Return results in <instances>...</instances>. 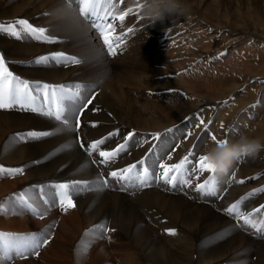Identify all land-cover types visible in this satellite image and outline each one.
Returning <instances> with one entry per match:
<instances>
[{"label": "bare ground", "instance_id": "1", "mask_svg": "<svg viewBox=\"0 0 264 264\" xmlns=\"http://www.w3.org/2000/svg\"><path fill=\"white\" fill-rule=\"evenodd\" d=\"M69 1L0 0V23L26 19L33 26L47 28L49 34L57 41L55 44H46L28 39L17 40L0 33V52L12 62L9 68L14 74L29 81L49 84H82L86 86V90L81 93L83 96L96 94L93 104L85 112L79 132H58L39 141L18 142L12 144L7 151L5 146L17 133L32 130L55 132L58 122L16 108L0 110V163H5L9 168L26 166L23 175L0 178V202L12 196L15 188L18 189L16 193H19L34 185L48 186L72 180L93 181L98 176H108L110 171L127 167L144 158L153 146H158L156 158L160 162L178 163L194 150V146L196 151L199 141L207 137L206 133H200L203 126L193 128L192 123L196 121L189 118L199 115L206 124L217 121V127L226 128L234 118L239 119L245 112L241 110L242 100L245 103L250 98V88L241 93V98H237L239 89L232 93L230 105L223 101L228 96L224 98L227 89L223 86L228 87L230 83L229 80L226 81L227 73L239 62L246 66L244 80L251 79L252 71H255L256 75H259L258 80L263 84L253 102H249V109L264 103V59L260 60L261 64L254 69L248 60L244 61L243 58L264 48V21H260L257 14L237 11L230 16V20L237 23L228 25L229 20L224 22V14L211 6V0H185L189 6L187 14L177 15L153 25L142 16L141 11L138 14L134 11L129 13L120 25L123 36L128 28L133 31L125 36L118 54L110 57L91 28L78 14L75 4H70ZM71 1L75 3V0ZM127 5L135 9V0H126ZM228 27L234 33L231 36L225 32L224 28ZM210 36H214L215 40H211ZM222 41L228 44L222 45ZM237 43L244 45V53L231 50ZM195 45L201 50V56L207 48H223L215 52V60L213 57V64L209 65L211 70H208V64L205 62L198 66L201 56H191L193 49H196ZM75 50L80 54L76 57L82 60L78 65L40 66L29 63L53 51L71 56ZM229 51L233 53L227 58L220 56L221 53L227 54ZM224 63L230 68L224 69L225 73L223 70L226 75L224 78H217L219 73L215 69ZM196 64L194 76L188 77V74H191L190 67ZM208 82L216 86H213L211 92L207 89ZM176 92L188 95L181 97ZM212 96L213 110L204 112L210 107ZM218 100L222 103L216 104ZM224 104L225 109L219 110ZM93 107L100 111L93 110ZM251 119L248 113L242 123L245 125L246 121ZM93 122L97 123L96 128L91 127ZM217 127L211 135L221 139L222 133H217L221 129L218 127L219 131ZM255 129L256 133L261 135L264 132V123H257ZM189 130L192 135L186 137L185 133ZM115 131H119V135L110 137L101 146L102 150H114L131 131H135L141 138L147 134L149 143L130 147L128 152L123 153L111 166L92 163V160L98 161L100 158L96 154L89 157L76 143L78 138L90 143ZM152 133H161V140L152 141ZM69 143L73 145L71 148L49 156L62 145ZM214 143L210 139L207 140L206 152ZM168 155L172 156L171 160H167ZM257 156L249 158L248 166L251 169L245 168L253 177L262 173L256 184L261 187L264 184V168L260 165H264V157L262 153ZM230 174L228 179L221 180L225 183L221 186L223 193H218L219 198H203L195 190L196 184L203 183L205 178L201 174L192 177L191 188H172L160 182L159 186L145 189L129 187L127 190H121L120 185L111 179L112 186L103 191L83 192L73 196L77 207L70 209L67 214H61L57 230L50 227L57 212L49 208L44 216L46 219L42 221L36 220L29 213L0 215V231L30 234L43 229L47 230L46 234H51L54 229V243L47 245L45 252L48 254L52 250L56 261L61 264H66L68 259L73 264H222L223 260L231 262L230 255L243 254L241 250L249 252L247 245L253 240L234 227V224L225 229L224 225L229 224L222 218V214L226 213L224 210L233 204L236 198L254 188L241 186L236 183L239 175H235L236 180H232ZM198 176L200 179H197ZM44 191L47 193L46 189ZM48 192L52 194V189L49 188ZM195 192L203 203L210 204L192 207L190 197ZM262 198L264 199V195L261 197V193H258L249 200L243 199L246 207H241V210L246 213L252 210L250 214H254L255 208L264 204L261 203ZM36 203L40 204L39 199ZM262 212L264 216L263 206ZM104 222H107L109 229H115L109 231L107 236L114 238L117 250H109V247H105L106 242L99 243L89 231L96 224ZM84 229L90 235H84V240L79 242L76 234L79 232L82 235ZM169 229H175L177 234L169 235ZM163 237L166 241L161 243ZM89 241H92L93 246L85 248ZM256 247V250L250 247V253L264 259V240L259 241ZM112 255L118 260H113ZM29 256L24 261H19L18 257L13 258L19 261L15 264L34 262ZM46 264L52 263L47 260ZM259 264H264V261Z\"/></svg>", "mask_w": 264, "mask_h": 264}, {"label": "snow or ice", "instance_id": "2", "mask_svg": "<svg viewBox=\"0 0 264 264\" xmlns=\"http://www.w3.org/2000/svg\"><path fill=\"white\" fill-rule=\"evenodd\" d=\"M124 0H80L79 14L90 22V27L98 34V38L106 46L107 53L111 56H116L121 44L124 42L125 36L130 34L133 29L128 28L124 36L115 35L116 28L122 25L129 13L134 11L139 13L142 5L139 0H135V9L129 7L127 11L118 12L119 4ZM47 15V13H45ZM119 22L117 24L116 22ZM0 33L7 34L17 40L28 39L46 44H55L56 38L49 34L45 27L33 26L26 19H16L7 23H0ZM225 55L221 53L220 56ZM219 58V57H217ZM11 61L6 59L4 53L0 52V110H11L20 108L21 110L37 113L43 117L58 122L55 132L53 131H27L17 133L10 138V143L5 146V151L15 143L24 141H39L43 138L56 135L58 132H79L81 129L80 118L85 114L89 105L93 104L96 99V94L91 96H83L82 91L86 90V86L82 84H49L40 81H29L22 79L10 70L9 64ZM30 64L48 66L60 64L63 66L78 65L82 60L76 56H70L64 52L53 51L47 55H42L29 62ZM227 103V101H225ZM254 107V106H253ZM73 109H76L75 111ZM93 110L100 109L93 107ZM193 128L203 126L206 132L209 131L208 124L205 120L197 115ZM91 127L96 128L97 123H91ZM171 131V130H169ZM119 135V131L110 132L108 136L97 139L90 143H86L81 139H77L76 143L81 149H84L89 157L96 154L100 159L92 160V163L99 165L111 166L121 157L123 153L128 152L132 146H142L149 143L147 134L141 138L135 131L129 132L123 137V143H120L114 150L105 151L101 146L104 145L110 137ZM151 140H161V133H152ZM191 130L185 133V136H191ZM216 144L229 143L228 138L218 139L215 135L207 136L202 139L201 143H206L207 140ZM71 143L62 145L55 152L64 151L71 148ZM158 146H153L148 155L141 158L136 163L130 164L127 167L119 168L110 171L108 176L119 184L121 190H127L129 187L135 189H144L150 187L153 183L163 182L166 186L189 187L193 186V176L204 172L211 173L208 179L203 183H198L195 190L202 196L218 197V193L222 191V185L225 183L218 179L215 169L209 162L207 155H198L196 162H193V152H189L178 163L169 164L160 162L156 158ZM172 156L168 155L167 160H171ZM38 163V161L36 162ZM26 167V166H25ZM25 167L9 168L0 165V178L23 175ZM232 180H236L235 171L231 173ZM255 179V177H253ZM244 180H236V183L243 184ZM109 180L103 176H98L93 181L87 180H72L69 182L56 183L48 185L52 189L50 198H45L48 194L44 191V185H34L19 193H14L7 197L4 202H0V215H19L22 213H31L33 216L43 219L49 208L58 207L61 211L67 213L70 209L77 207L73 196H78L83 192L103 191L111 187ZM258 193H264V188H259L249 193L248 196H254ZM37 199L42 201V204L47 207H41L36 203ZM241 201H237L227 207L224 211L229 216L238 221H243L245 225L250 226L257 232H264V218L257 220L253 214L246 213L241 210ZM255 213H260L261 209L254 210ZM50 227H54L51 225ZM47 231V230H45ZM96 239H104L107 237L109 229L107 222L95 226L89 230ZM169 235L175 236L176 230H167ZM88 235V233H86ZM50 242L49 235H41L38 233L31 234H16L0 231V264L5 261H11L13 257L27 259L29 255L39 256L40 250Z\"/></svg>", "mask_w": 264, "mask_h": 264}, {"label": "rangeland", "instance_id": "3", "mask_svg": "<svg viewBox=\"0 0 264 264\" xmlns=\"http://www.w3.org/2000/svg\"><path fill=\"white\" fill-rule=\"evenodd\" d=\"M67 1H69V0H67ZM215 3H214V2ZM259 1V2H258ZM211 2H212V7H214V8H217V10H219V12L220 13H223L224 14V22H226V21H228V25H231L232 23L233 24H235V23H237V22H235V21H231L230 20V18L232 17V14H234V13H236L237 11H246V13H253V14H257L258 16H259V18H260V21L262 20V21H264V0H211ZM227 2V3H226ZM241 4H240V3ZM225 3V4H224ZM232 3H236L235 5H232ZM248 3V4H247ZM260 3V4H259ZM224 4V5H223ZM228 4V5H227ZM240 4V5H239ZM245 4H247L246 6H245ZM250 6V7H249ZM219 8V9H218ZM235 8H237V9H235ZM239 8H241L240 10H239ZM254 9V10H253ZM222 10H224V11H222ZM252 10V11H251ZM260 10V11H259ZM258 11V12H257ZM231 16V17H230ZM211 22V21H210ZM209 24V23H208ZM210 26H213V25H211V24H209ZM224 29H226L225 30V32H226V34L228 35V36H231L232 34H234L233 33V31H231V30H229L230 28L228 27V28H224ZM229 30V31H228ZM231 31V32H230ZM210 38H211V40H215V37L214 36H210ZM222 45H224V44H228V43H226L225 41H222V43H221ZM129 46V45H128ZM242 46L244 47V45H239V43H237V46H233L232 48H231V50H237V53L238 52H242V53H244L245 51L243 50V48H242ZM195 48L197 49H193L194 50V53H192L191 54V56L193 55V56H196V57H198V56H201V50H199V48H198V46L197 45H195ZM238 48V49H237ZM215 49V50H214ZM223 48H207L206 49V51L205 50H203V53H204V55L203 56H201V59H199L200 61V63L198 62L197 64H198V66H202L201 64L202 63H206V64H208L207 66H208V70H211L210 69V66L209 65H211V64H213V61L215 60V52H219L220 50H222ZM74 53H76V54H74V53H72V55L71 56H77V55H80V54H78V50H75V51H73ZM233 52L232 51H229L227 54H225L224 55V57L223 58H227L228 57V55H231ZM250 55H247V56H244L243 58H244V61L245 60H248V62L251 64V67H254V69H255V67H257V66H259L261 63H260V60H262V59H264V48H260L259 50H257V51H255V52H253L252 54H251V56L249 57ZM203 57V58H202ZM213 57H214V60H212L213 59ZM211 61V62H210ZM210 62V63H209ZM239 62V61H238ZM197 64L196 65H192L190 68L191 69H189V70H191V74H188V73H186V74H188L187 76L188 77H193L194 76V74H195V67L197 66ZM232 67V66H231ZM227 68H230V67H228L227 66V64L226 63H224V65L223 66H221V67H219V68H217V69H215V70H217V72L219 73V75L217 76V78H224L226 75L224 74L225 72H226V70H224V69H227ZM246 69V66L245 65H243V64H241L240 62H239V64H236V67L233 69V70H231V71H229L228 73H227V77H226V81L227 80H229L230 81V83H228L229 84V86L228 87H225V86H223L224 87V89L226 90V92H225V95H224V98H225V96H227L225 99H223V101L225 102V101H227V104L228 105H230L231 103H230V97H231V94L232 93H234L236 90H240V92L237 94V98H241L240 96L242 95L241 93L242 92H247V89H249V91H250V94H249V99L244 103V101L242 100V103H240V102H238V103H240V104H242V107H243V109H241V110H244L245 112H243L241 115H240V117H239V119L238 118H234L233 120H232V122L228 125V127H222V126H218L220 129H221V131H220V129L217 127V125H218V122L217 121H211L209 124H208V126H209V131L208 132H204V130H203V128L200 130V133H206L207 135L206 136H210L211 134H212V131H215V129H216V127L219 129V131L220 132H217V133H222L221 135H222V138L221 139H225V138H228V140H229V142H235L236 140H238L239 139V137L241 136V135H248V136H251V137H253L254 136V138H259L262 142H264V132H262L261 133V135L258 133H256V129H255V127H256V124L258 123V124H262V123H264V103L261 105H255V108H253V109H249V106H248V104H249V102L250 101H252L253 102V100L256 98V93L258 92V89H260V87L263 85L259 80H258V76L259 75H256V73H255V71H252V73H253V76H252V78L251 79H249V80H244L243 79V77H244V75L246 74V72H247V70H245ZM214 70V69H213ZM223 70H224V73H223ZM204 72H207L206 70H204ZM217 72H215V73H217ZM222 74V75H221ZM256 75V76H255ZM235 76V77H234ZM232 77V78H231ZM210 81V80H209ZM241 83H242V85H241ZM240 84V85H239ZM208 87H207V89L209 90V92H211V90L213 89V86L214 87H216L215 86V84L213 83V84H211V83H209L208 82V85H207ZM229 88V89H228ZM174 92H175V89H174ZM176 94H180L181 95V97L182 96H186V95H188V94H184V93H181V92H176ZM209 95V94H208ZM259 97H260V94H259ZM194 100H196V98H193ZM213 99V96L211 97V99H210V104H209V108L207 109V110H205L204 112H207L208 110L210 111V112H212V108H213V106H211L212 105V100ZM218 103H222L221 102V100H218L217 102H216V104H218ZM226 104V103H225ZM225 104H224V107L223 108H221V109H219V110H222V109H225ZM244 105V106H243ZM228 108V107H227ZM248 110V111H247ZM249 113V115H250V117H252V119L250 120V121H246V123H245V125L247 126H245L243 123H242V119H246V117H247V114ZM246 115V116H245ZM204 116L205 117H207L206 116V114L204 113ZM242 116H244L243 118H242ZM194 123H192V125H193ZM255 133V134H254ZM263 136V137H262ZM205 145H206V143H201V141H199V143H198V145L196 146V151H194L195 150V146H194V150L192 149V151L191 152H193L194 153V157H192L191 159H193V162L194 161H196V157L198 156V155H204V154H206V147H205ZM203 146V147H202ZM199 150V151H198ZM260 153H262L263 154V157H264V150H261L260 151ZM255 157H258V156H255ZM249 158L250 157H245V158H242L240 161H238L234 166H233V169L229 172V174L230 173H232V171H235V175H236V177H237V174L239 175V180H244L245 182L243 183V184H241V186H249V187H252V188H254V190H256V189H259V188H264V184H262L261 185V187H258V186H256V184H257V179L259 178V176L262 174H258V176H255V179H253V176H252V174H250V173H248L247 171H246V168L245 167H249L248 166V163H250V161H249ZM262 164V163H261ZM0 165H3L4 167H7L6 166V164L5 163H0ZM260 167H263L264 168V165H260ZM250 168V167H249ZM251 169V168H250ZM228 174V175H229ZM263 174H264V172H263ZM202 176H205V178H204V180H203V182L206 180V179H208L209 178V176L211 175V173H208V172H204V173H202L201 174ZM228 175H218V179H220V180H224V179H228L229 178V176ZM231 175V174H230ZM262 176V175H261ZM197 179H200L199 178V176L197 177ZM202 179V178H201ZM45 189L47 190V196H46V198H50L51 197V193L50 192H48L49 191V187H47V186H45ZM44 189V190H45ZM254 190H249V191H247V192H245L244 194H242V195H240L238 198H236L235 200H234V203L235 202H237V201H240L241 200V198H243L244 196H246V200H249V199H251V197L252 196H248V194L249 193H251V192H253ZM14 192L16 193V192H18V189L17 188H15L14 189ZM222 192V191H221ZM220 193V192H219ZM223 193V192H222ZM10 195L11 194H13V193H9ZM8 195V194H7ZM195 195V196H194ZM262 195H264V193H261V197H262ZM258 196V195H257ZM256 196V197H257ZM191 201L190 202H192L191 203V206L192 207H197L198 208V206H205L204 204H210V203H208V202H205V203H203L202 201H201V199L198 197V195H197V192H195V193H193L192 195H191ZM203 198H204V196H203ZM193 200V201H192ZM261 200V203H263L264 202V199L262 198V199H260ZM40 201V200H39ZM195 202V203H194ZM42 203V201H40V206H44V205H42L41 204ZM197 203H199V204H197ZM262 206H263V208H264V204H261V205H259L257 208H260L261 209V212L260 213H254L253 215H254V217L257 219V220H260V219H262V218H264V216L262 215L263 214V212H262ZM44 207H47V206H44ZM241 207L242 208H244V207H246L245 206V203H241ZM211 208V207H210ZM249 208V207H248ZM257 208H255V209H257ZM53 209V211H55V212H57L56 214H55V220H52V222H53V225H54V227H55V230H57V225H58V223H60L59 221H61V214H64L65 212H62L58 207H53L52 208ZM250 211H252V210H249L248 211V213H252V212H250ZM255 212V211H254ZM29 214H31V213H29ZM65 214H67V213H65ZM32 215V214H31ZM132 215V214H131ZM33 216V215H32ZM58 216V217H57ZM222 218L229 224V225H224V227H225V229H228V228H230L231 227V224L233 225L234 224V227H236L240 232L242 231V232H244L245 234H247L250 238H252V240H253V242H251V243H249L247 246L249 247V252H244L243 250H241V252L243 253V254H231L230 256V259L229 260H231V262H227L226 260H223L222 261V264H245V263H248V264H259V262H261V261H264V259H260V257L259 256H257V254H251L250 253V247H252L253 248V250H256L257 249V245H258V242L259 241H261V240H264V232H257V231H254L253 229H251L250 228V226H248V225H245L244 223H243V221H238V220H236V219H234L233 217H231V216H229L228 214H226V213H223L222 214ZM34 218L36 219V220H40V221H42V220H44V219H46V217L45 218H43V219H39L38 217H35L34 216ZM57 218V219H56ZM60 218V219H59ZM51 221H49V223H50ZM233 222V223H232ZM48 223V224H49ZM55 223H56V226H55ZM51 224V223H50ZM50 224H49V226H50ZM97 225H100V224H96L95 226H97ZM55 230L53 229V231L51 232V234H46L47 232H45V230H40V231H38V232H36V233H38V234H41V235H49L50 236V242L47 244V245H49V246H51V244L53 245V243H54V239H55ZM253 231V232H252ZM54 232V233H53ZM118 232V231H117ZM32 233V232H31ZM30 233V234H31ZM86 233H88V231H85V229L84 230H82V232H81V234L82 235H80L79 234V232H77V237L79 238L78 239V241L79 242H81V241H83L84 240V238H83V236L84 235H86ZM24 234H28V233H24ZM62 234V233H61ZM108 234V233H107ZM88 235H90L89 233H88ZM108 237V236H107ZM114 238H110V239H108V238H104V239H97V241L99 242V243H104V242H106V244H105V247H109V250H117V247H116V244L114 243V240H113ZM166 238H164L163 237V241H161V243L162 242H164V241H166L165 240ZM110 241V242H109ZM130 243V242H129ZM134 243V242H133ZM47 245L45 246V247H43L41 250H40V255L37 257V256H29V259H33L34 260V262H27V263H23V264H46V261L48 260V262L49 263H52V264H61V262L59 263L58 261H56V256L54 255V254H52L51 253V251L52 250H50L49 251V253L47 254L46 252V247H47ZM77 245V244H76ZM76 245H75V247H76ZM94 245H99V244H94ZM88 246H93V244H92V241H89L88 242V245H85V248H88ZM52 249H53V247H51ZM70 249H71V247H69ZM72 249H73V247H72ZM55 250H57V249H55ZM46 251V252H45ZM138 251V250H137ZM55 252V251H54ZM201 254H200V256H201V259H202V252H200ZM196 256H197V253H195L194 254V258L196 259ZM112 257H114L113 258V260H118V258L117 257H115L114 255H112ZM28 259V258H27ZM27 259H20L19 261H24V260H27ZM227 259V260H228ZM19 261H17L15 258H13L11 261H5L4 262V264H15L16 262H19ZM243 262V263H242ZM219 263H221V261L219 262ZM22 264V263H21ZM66 264H73V262L72 261H70V259H68V261L66 262ZM216 264H218V263H216Z\"/></svg>", "mask_w": 264, "mask_h": 264}, {"label": "clouds", "instance_id": "4", "mask_svg": "<svg viewBox=\"0 0 264 264\" xmlns=\"http://www.w3.org/2000/svg\"><path fill=\"white\" fill-rule=\"evenodd\" d=\"M142 16L153 25L177 15H185L189 6L185 0H140ZM264 150L259 138L241 135L235 142L210 146L205 155L217 175H228L233 166L245 157H255Z\"/></svg>", "mask_w": 264, "mask_h": 264}]
</instances>
